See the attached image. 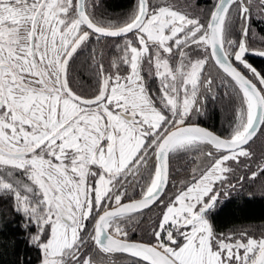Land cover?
<instances>
[{
    "label": "snow or ice",
    "instance_id": "1",
    "mask_svg": "<svg viewBox=\"0 0 264 264\" xmlns=\"http://www.w3.org/2000/svg\"><path fill=\"white\" fill-rule=\"evenodd\" d=\"M252 56L264 0H135L117 17L103 0H0V232L18 221L38 264H264V230L213 222L264 175L248 164L264 137ZM213 104L226 135L194 122Z\"/></svg>",
    "mask_w": 264,
    "mask_h": 264
},
{
    "label": "trees",
    "instance_id": "2",
    "mask_svg": "<svg viewBox=\"0 0 264 264\" xmlns=\"http://www.w3.org/2000/svg\"><path fill=\"white\" fill-rule=\"evenodd\" d=\"M196 2V0H193ZM104 10L109 17L123 16L129 12L135 0H103ZM201 9L211 7V0H198ZM109 53L111 50H108ZM250 62L264 70V59L249 57ZM230 109L223 106L211 105L207 114L196 117L194 122H200L220 134H227ZM255 156L248 161L251 169L258 164H264V137H261L253 145ZM248 168L237 169L235 175L240 176L248 172ZM235 182V180H233ZM135 195V193H133ZM214 225L220 231H227L233 227H249L257 234L264 230V175L258 176L255 181L246 180L243 187L237 192L231 193L220 206L217 214H214ZM147 222L134 233L133 238L143 239V228ZM127 261V257H122ZM38 264L37 253L30 248L24 240L23 229L18 221H14L0 232V264Z\"/></svg>",
    "mask_w": 264,
    "mask_h": 264
},
{
    "label": "water",
    "instance_id": "3",
    "mask_svg": "<svg viewBox=\"0 0 264 264\" xmlns=\"http://www.w3.org/2000/svg\"><path fill=\"white\" fill-rule=\"evenodd\" d=\"M195 123H198L200 126H202V127H206V128H208V129L214 131V130L211 129L210 127H208V126H206V125H204V124H202V123H200V122H195ZM214 132H216V131H214ZM216 133H217V134H220V133H218V132H216Z\"/></svg>",
    "mask_w": 264,
    "mask_h": 264
},
{
    "label": "flooded vegetation",
    "instance_id": "4",
    "mask_svg": "<svg viewBox=\"0 0 264 264\" xmlns=\"http://www.w3.org/2000/svg\"><path fill=\"white\" fill-rule=\"evenodd\" d=\"M134 236V235H133ZM135 239H137V238H135Z\"/></svg>",
    "mask_w": 264,
    "mask_h": 264
}]
</instances>
